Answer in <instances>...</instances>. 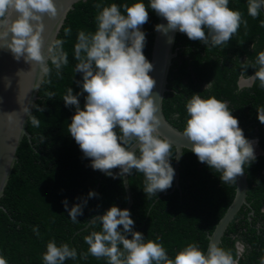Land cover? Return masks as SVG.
Instances as JSON below:
<instances>
[{
  "label": "trees",
  "instance_id": "obj_1",
  "mask_svg": "<svg viewBox=\"0 0 264 264\" xmlns=\"http://www.w3.org/2000/svg\"><path fill=\"white\" fill-rule=\"evenodd\" d=\"M136 0H80L74 3L66 15L56 39L65 41L63 47L68 53V64L61 69V76L51 68L50 75L43 76L28 116L26 128L28 136H23L17 148V159L9 175L0 198V255L8 264H44L43 254L47 243L55 240L57 246L67 243L77 250L75 260L67 259L64 264H107L105 258L97 259L87 253L88 245L84 237L91 231H100L101 225L90 226L88 221L95 215H103L111 206L122 209L127 202L123 180L113 179L99 170L91 168V159L86 158L79 145L67 132L68 124L75 114V106H65L63 96L67 88L76 95L82 91L76 81L82 82V74L75 73L77 61L74 45L78 32L96 31L95 17L98 11L94 5L102 7L116 3L121 6ZM146 5L149 0H142ZM248 0H229L228 7L240 11L242 23L231 40L220 46H205L192 41L183 33L176 34L173 50L176 55L171 60L167 75V90L162 100L165 117L177 128L184 130L189 118L186 103L192 94L202 98L215 96L227 102L232 115L238 118L245 137L258 139L264 151V124L257 118L256 108L264 107V88L259 81L251 85L239 86L244 62L253 65L257 54L264 51V9L257 18L247 12ZM149 20L141 30L146 34L144 55L150 59L153 30L159 16L148 8ZM71 28V35L65 36L64 29ZM207 31V30H205ZM255 44V49L252 45ZM258 68V66H256ZM256 69L249 67L244 78L254 75ZM51 83H48V81ZM213 81V82H212ZM212 88L204 91L206 84ZM55 93L53 99L48 93ZM78 97L83 109L85 97ZM38 107L44 108L43 112ZM40 121L39 127L31 124V117ZM43 137L44 142L41 143ZM173 157L175 147L172 148ZM179 160L178 186L147 197L143 191L144 176L133 170L127 175L132 192V203L128 210L134 220L133 231H139L147 240H159L170 258L186 247L196 243L205 252L208 235L231 203L235 193V183L225 184L221 173L211 170L189 149L183 148ZM174 168V158L171 160ZM113 174L119 169H113ZM248 188L246 199L233 220L226 228L219 247L230 250L239 264H260L264 257V153L256 155L250 166L245 165ZM90 191L98 195L88 198ZM69 209L87 199L83 215L73 223L65 210L64 200ZM253 210V213L250 211ZM38 227L39 235L33 231ZM122 230V226H120ZM128 238H131L129 234ZM243 249L239 252L237 244Z\"/></svg>",
  "mask_w": 264,
  "mask_h": 264
},
{
  "label": "clouds",
  "instance_id": "obj_2",
  "mask_svg": "<svg viewBox=\"0 0 264 264\" xmlns=\"http://www.w3.org/2000/svg\"><path fill=\"white\" fill-rule=\"evenodd\" d=\"M228 4L229 0H149L146 5L136 0L131 5L124 4L123 13L116 3L94 5L102 8L95 17L96 31H79L74 45L75 73L82 74V82L76 83L82 91L74 95L68 87L62 98L66 107L75 106L67 132L84 156L91 159L93 170L113 179L131 175L133 170L142 173L143 191L149 198L171 188L175 176L171 160H179L183 152L173 157V142L159 131L161 120L156 115L157 105L152 95L156 80L149 75L153 64L144 55L146 34L141 28L148 22V8H151L167 21L166 26L157 24L156 31H179L205 46L224 45L242 23L247 26L241 12L230 9ZM261 9L264 0H248L249 16L257 18ZM45 15L57 17L54 0H0V48L10 50L17 61L23 58L25 63L35 62L45 76L51 73L50 61L60 77L61 69L69 62L68 53L62 39L51 40L45 48L42 36ZM261 23L264 25V21ZM64 35H71V28H65ZM243 64L242 77L247 68H255L254 75L247 79L258 80L264 88V51L257 54L253 65L246 61ZM212 82L206 84L204 91L212 88ZM83 93L87 95L81 109L78 97ZM47 95L49 99L55 97L53 92ZM44 110L38 107V111ZM186 110L189 118L183 136L191 143L189 150L199 162L221 173L219 178L225 184H236L237 178L245 173V165L250 166L256 160L253 144L245 137L238 118L232 115L227 102L215 96L205 99L192 94ZM256 110L258 120L264 124V107ZM8 120L12 121L11 114ZM31 124L39 127L40 121L32 116ZM113 169L119 172L114 175ZM97 195L90 191L88 198ZM62 203L71 221L77 223L87 199L70 209L66 199ZM88 224H100L101 230L84 237L88 249L81 257L85 259L90 254L97 259L105 258L107 264H239L230 250L214 242L209 244L207 254L198 244L189 243L170 258L162 243L157 242L159 238L145 242L141 232L133 231L135 222L130 211L115 205L103 215L91 217ZM33 231L39 235L38 227ZM76 258L75 248L67 243L57 246L55 240L47 243L43 254L44 264H64L67 259ZM0 264H8L2 255ZM260 264H264V257Z\"/></svg>",
  "mask_w": 264,
  "mask_h": 264
},
{
  "label": "water",
  "instance_id": "obj_3",
  "mask_svg": "<svg viewBox=\"0 0 264 264\" xmlns=\"http://www.w3.org/2000/svg\"><path fill=\"white\" fill-rule=\"evenodd\" d=\"M80 0H54L57 6L58 15L56 18H49L45 15L43 19L44 32L42 33L44 46L47 47L51 40L56 36L64 23L66 15L73 8L74 3ZM157 24L167 25V21L159 17ZM179 31L158 32L153 30V43L149 61L153 64V71L149 73L156 80V86L152 95L157 105L156 115L161 120L159 131L162 137H166L173 142L175 147L174 157L183 148L190 149L191 143L183 136V130L174 126L165 117L162 109V100L167 90V75L171 65L172 58L176 55L173 50L174 40ZM42 70L35 62L25 63L23 58L17 61L7 48H0V198L3 195L4 188L9 175L17 159V148L23 136L29 137L26 128L28 116L31 112L34 101L37 98V92L43 79ZM247 78L240 77L239 86L251 84ZM27 109V111H24ZM11 114L12 121L9 122L8 115ZM253 147L257 145V139H250ZM255 150V149H254ZM259 153L263 154L261 149ZM258 152L255 150V155ZM180 160V159H179ZM179 160L174 158V187L178 186V167ZM125 193L127 196L126 205L122 208L128 209L132 203V192L128 184L127 174L122 178ZM248 181L247 175L239 176L235 186V193L231 203L226 208L223 215L217 221L213 231L208 235V244L205 250L207 254L210 243H221V238L238 212L242 204L249 205L246 199ZM261 210L264 212V205ZM253 213V210L250 211ZM239 252L243 249L242 244H237Z\"/></svg>",
  "mask_w": 264,
  "mask_h": 264
},
{
  "label": "flooded vegetation",
  "instance_id": "obj_4",
  "mask_svg": "<svg viewBox=\"0 0 264 264\" xmlns=\"http://www.w3.org/2000/svg\"><path fill=\"white\" fill-rule=\"evenodd\" d=\"M252 84V83H251ZM251 84H246V85H251ZM244 86V85H243ZM251 139H257V138H251ZM254 149L258 152V154H261V153H259V151L261 150V148H260V146L258 145V139H257V145H256V147H254ZM257 154V155H258Z\"/></svg>",
  "mask_w": 264,
  "mask_h": 264
}]
</instances>
